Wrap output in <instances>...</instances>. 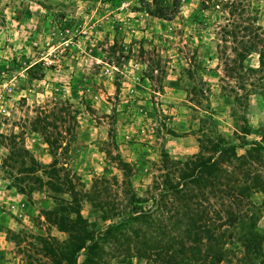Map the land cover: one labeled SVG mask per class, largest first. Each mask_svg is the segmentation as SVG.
<instances>
[{
    "label": "rangeland",
    "instance_id": "1",
    "mask_svg": "<svg viewBox=\"0 0 264 264\" xmlns=\"http://www.w3.org/2000/svg\"><path fill=\"white\" fill-rule=\"evenodd\" d=\"M206 1L0 0V109L10 113L0 112V264H54L46 244L57 253L67 238L45 213L71 195L47 188L22 194L15 178L32 181L24 172L28 160L19 156L33 157L48 174L56 164L63 188L90 191L97 178L109 179L111 207L120 216V183L146 198L164 153L188 161L211 155L218 140L261 142V84L256 78L250 92L235 94L243 74L226 80L221 61L236 46L223 40L240 23L239 12L248 9L264 28V0H235L237 11L207 9ZM156 2L174 8L172 21L151 14ZM245 65L259 69V56ZM10 151L15 162L5 166ZM256 165L264 175V156ZM251 201L264 236V195ZM82 215L103 225L88 202ZM105 250L107 264H157L120 257L110 244ZM86 260L82 252L79 263Z\"/></svg>",
    "mask_w": 264,
    "mask_h": 264
},
{
    "label": "trees",
    "instance_id": "2",
    "mask_svg": "<svg viewBox=\"0 0 264 264\" xmlns=\"http://www.w3.org/2000/svg\"><path fill=\"white\" fill-rule=\"evenodd\" d=\"M205 4L207 9L238 10L235 0L233 3L207 0ZM175 13L172 6L158 2L151 10L153 16L168 21L174 19ZM235 15L233 11L230 13ZM239 18L241 21L238 19L240 23L234 30L224 33L226 46L227 37L236 45L232 54L222 53L224 77L231 80L243 74L238 76L235 94L250 92L248 88L258 78L264 95V28L258 25L256 17L248 14V9L239 12ZM253 54L259 56V69L245 65ZM204 92L199 93L205 95ZM238 147L250 149L247 155H238ZM202 151L208 152L203 147ZM210 153L188 161H176L164 153L155 164L156 175L146 198L138 197L127 181H122L120 216L111 207L109 179L97 178L90 191L72 183L63 188L64 179L58 178L62 171L56 164L48 167L51 171L48 174L33 157L22 155L19 157L27 159L30 165L24 172L31 177L32 185L20 177L15 180L22 182L19 188L22 194L47 188L53 193L71 195L72 201L45 213L47 222L67 236L59 243L57 253L46 244V252L55 258L54 264H80L82 252L87 256L86 264H107L105 247L109 244L117 251L120 249V257L154 259L157 264H264V236L256 229L258 218L251 201L256 193L264 195V175L256 165L264 156V136L261 142L240 146L218 140ZM15 157L10 151L4 165L15 162ZM121 164L126 176L130 173L128 165ZM59 181L61 187L57 185ZM150 201L154 206L147 209L144 206ZM84 202L99 213L102 226L82 215Z\"/></svg>",
    "mask_w": 264,
    "mask_h": 264
},
{
    "label": "built area",
    "instance_id": "3",
    "mask_svg": "<svg viewBox=\"0 0 264 264\" xmlns=\"http://www.w3.org/2000/svg\"><path fill=\"white\" fill-rule=\"evenodd\" d=\"M7 91H8V96L10 98L9 100L12 101V97L11 96H12V92H13V87H8ZM0 112L5 114V115H9L10 114L8 108L4 107V106L1 107Z\"/></svg>",
    "mask_w": 264,
    "mask_h": 264
}]
</instances>
